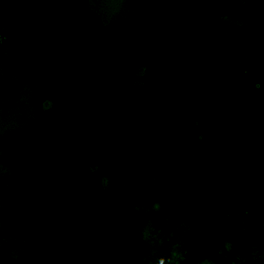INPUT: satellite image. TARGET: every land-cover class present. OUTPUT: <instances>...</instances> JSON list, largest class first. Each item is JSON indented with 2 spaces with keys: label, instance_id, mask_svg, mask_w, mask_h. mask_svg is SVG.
<instances>
[{
  "label": "water",
  "instance_id": "obj_1",
  "mask_svg": "<svg viewBox=\"0 0 264 264\" xmlns=\"http://www.w3.org/2000/svg\"><path fill=\"white\" fill-rule=\"evenodd\" d=\"M0 264H264V0H0Z\"/></svg>",
  "mask_w": 264,
  "mask_h": 264
}]
</instances>
